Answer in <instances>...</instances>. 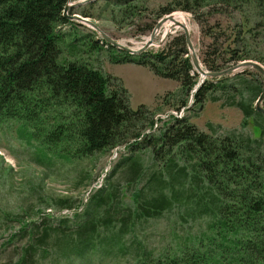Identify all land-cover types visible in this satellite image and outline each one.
I'll use <instances>...</instances> for the list:
<instances>
[{"label":"trees","instance_id":"trees-1","mask_svg":"<svg viewBox=\"0 0 264 264\" xmlns=\"http://www.w3.org/2000/svg\"><path fill=\"white\" fill-rule=\"evenodd\" d=\"M69 1L0 0V126L19 122L20 136L30 144L36 142L37 160L42 163L53 159L73 163L126 144V154L92 194L83 213H74L81 220L74 230L81 246L73 248L82 253L100 226L115 227L123 190L136 189L143 181V187L132 193L136 206L129 207L111 235L115 240L125 237L137 221L159 219L174 206L183 211L185 220L205 216L207 226L200 236L170 252L156 254L139 242L134 253L139 264H264V112L255 106L264 91V76L251 67L233 76H208L191 94L200 111L207 101L239 108L243 125L252 119L259 137L239 129L219 134L220 127L213 123L205 132L188 117L176 118L160 132L142 137L154 123L153 112L146 105L133 109L122 79L93 65L90 58L104 51L113 63L143 65L157 76L179 81L185 93L182 107L201 80L185 35H170L157 52L132 55L94 29L82 34L78 28L83 24L64 15ZM149 1L98 0L89 8L104 2L102 11L114 23H135ZM177 10L190 12L211 39L199 55L205 70L223 71L244 60L264 63L260 34L264 0H168L152 10L151 23L139 35ZM71 11L93 16L87 7ZM229 62L233 63L225 66ZM147 152L150 156L145 159ZM74 205L68 198L58 201L59 209ZM41 215L44 222L53 214L42 211ZM5 218L21 225L18 233L8 235V244L41 224L23 222L24 216L16 213L8 212ZM50 229L56 227L46 226L42 235L31 239L18 264L32 261L33 248L50 241Z\"/></svg>","mask_w":264,"mask_h":264},{"label":"rangeland","instance_id":"rangeland-1","mask_svg":"<svg viewBox=\"0 0 264 264\" xmlns=\"http://www.w3.org/2000/svg\"><path fill=\"white\" fill-rule=\"evenodd\" d=\"M167 1L150 0L149 8L143 9L138 14L135 23H130L129 20L123 24L114 23L110 15L102 11L104 2L91 8H89V4L74 8L79 11L83 7H87L93 13V16L89 18L95 21L107 34L127 46L139 48L149 39L153 31L139 35L146 24L151 23L152 10ZM71 10L69 12H72ZM179 12L185 16L181 22L186 23L190 28L192 40L200 55L211 39L204 34L202 26L193 19L190 12L177 10L175 13ZM222 21L225 26L227 20L223 19ZM172 22H166L161 31L157 32L155 37L157 44L151 46L148 51L157 52L166 45L169 35L174 37L184 33L181 28L174 27L162 40ZM79 27L82 34L89 32L91 28L87 25ZM260 34L264 37V29L261 28ZM261 52L264 53V50ZM90 60L93 65L102 68L106 73L122 79L130 93L132 108L138 109L141 105H146L154 114L153 120L156 119L158 122L159 132L172 123V111L180 113V110L185 107V117H188L203 131L210 132L208 123H213L220 127L218 128L219 134L227 130L239 129L254 138L260 135V129L254 125L252 119L248 120L246 126L243 125L244 114L237 107L223 106L221 102L207 101L203 109L198 110V106L193 102L191 96L196 91L195 88L187 96L186 105L179 107L181 97L185 96V93L180 91V82L157 76L146 66L135 63H113L104 51L93 53ZM231 63L233 62H229L225 66ZM262 65L264 66V63ZM262 105L264 106V102ZM159 114L170 116L158 119ZM19 127L20 123L13 120L0 126V264H18L19 257L23 255L25 248L31 243V239L35 238V235H42L46 226L49 225L56 227L54 230L50 229L52 230L50 241L43 242L37 246L38 248H33L35 256L28 264H139L135 256L139 242L156 254L170 252L180 244L200 236L206 230L207 218L205 216L192 221L189 218L185 220L183 211L174 206L168 212H164L159 219L137 221L125 237L120 241L115 240L111 235L120 228V219L123 214L129 212V207L136 206L132 193L143 187L144 182L142 181L136 189L126 187L123 190L124 202L122 201L118 208L120 215L116 216L114 220L113 226L115 227L105 229L104 226H100L89 246L82 253H78L73 247L81 246L79 244L80 237L74 230L78 229V223L81 220L78 221L74 217V213H83L92 194L104 184L106 175L122 154H126V151L123 149L117 153L119 148H116L73 163L59 159H53L50 163H42L37 160L36 142L30 144L20 136ZM149 156V153H143L145 159H148ZM122 183L126 185L124 182ZM62 198L71 199L75 204L74 207L59 209L58 201ZM73 209L77 211L73 212ZM42 211L53 215H50V219L47 221L42 222L44 218L41 215ZM8 212L22 214L26 220L23 222L41 224L35 230L31 226L29 230L32 233L24 236L19 234L11 244H8V235L12 232L18 233L21 229L18 222L6 220ZM63 219H67L66 222H62ZM121 245L127 246V249H120Z\"/></svg>","mask_w":264,"mask_h":264},{"label":"water","instance_id":"water-1","mask_svg":"<svg viewBox=\"0 0 264 264\" xmlns=\"http://www.w3.org/2000/svg\"><path fill=\"white\" fill-rule=\"evenodd\" d=\"M95 1H98V0H70L65 6L64 15L67 16L68 18H70L71 20H75L81 24H84V25L91 27L92 29L97 31L106 41L111 43L113 46L120 48V49H123V50L129 52L130 54H140V53L147 51L151 46L154 45L156 33L158 31H161L162 27L166 24V22L173 21L174 23H176V26L178 28H181L185 34L187 44H188V48H189V51L192 55L193 63L195 65L196 69L202 73L203 78L201 79L196 90L203 83V81L207 77V75L223 76V75H226L229 73L234 75L238 72H242L243 70H245L249 67L260 71L264 75V66L262 64H260L259 62H256L253 60L241 61L240 63H237L236 65H233L232 67L225 69L223 71H219V72L205 71L202 67L200 57L198 55L197 49H196L194 42L192 40V34L190 31V28L188 27V25L186 23H182L181 21L176 20L172 16V14H174L175 12L168 14L165 17H163L157 23L155 28L153 29V31L151 33V37L139 48L130 47V46H127L126 44H124L120 41H117L116 39L111 37L109 34H107L103 29H101V27L95 21L91 20L89 17H85V16H82V15L77 14V13L69 14L70 9L84 5V4H89V3H92ZM168 34H166V35H168ZM263 102H264V91L262 92V94L260 95L259 99L256 102V109L258 111L264 112V106L262 105Z\"/></svg>","mask_w":264,"mask_h":264},{"label":"bare ground","instance_id":"bare-ground-1","mask_svg":"<svg viewBox=\"0 0 264 264\" xmlns=\"http://www.w3.org/2000/svg\"><path fill=\"white\" fill-rule=\"evenodd\" d=\"M175 19H177L178 21H182V20H184L185 18V16H184V14L183 13H181V12H179V13H175V14H173L172 15ZM168 22H170V21H168ZM174 27H177L176 26V23H174V22H172V23H170V27L168 28V30L164 33V36H163V39L162 40H164L165 39V37H166V34H168V33H170L171 31H172V29L174 28ZM178 28V27H177ZM159 33V32H158ZM157 34V33H156ZM170 36V35H169ZM168 36V37H169ZM150 37H151V35H150ZM149 37V38H150ZM108 42V41H107ZM157 43H155V41H154V45H156ZM120 49V48H119ZM123 50V49H122ZM125 51V50H124Z\"/></svg>","mask_w":264,"mask_h":264},{"label":"built area","instance_id":"built-area-1","mask_svg":"<svg viewBox=\"0 0 264 264\" xmlns=\"http://www.w3.org/2000/svg\"><path fill=\"white\" fill-rule=\"evenodd\" d=\"M175 113V112H174ZM175 114H177V113H175Z\"/></svg>","mask_w":264,"mask_h":264}]
</instances>
